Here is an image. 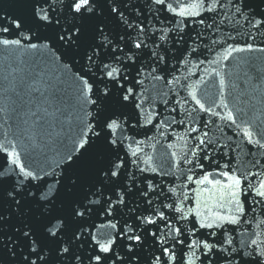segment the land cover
<instances>
[{
    "label": "snow or ice",
    "instance_id": "snow-or-ice-1",
    "mask_svg": "<svg viewBox=\"0 0 264 264\" xmlns=\"http://www.w3.org/2000/svg\"><path fill=\"white\" fill-rule=\"evenodd\" d=\"M0 264H264V0L0 3Z\"/></svg>",
    "mask_w": 264,
    "mask_h": 264
},
{
    "label": "water",
    "instance_id": "water-1",
    "mask_svg": "<svg viewBox=\"0 0 264 264\" xmlns=\"http://www.w3.org/2000/svg\"><path fill=\"white\" fill-rule=\"evenodd\" d=\"M4 2H6V0H0V3H4Z\"/></svg>",
    "mask_w": 264,
    "mask_h": 264
}]
</instances>
